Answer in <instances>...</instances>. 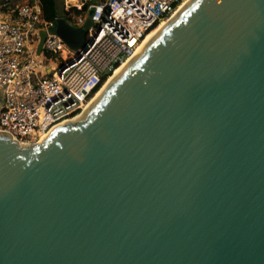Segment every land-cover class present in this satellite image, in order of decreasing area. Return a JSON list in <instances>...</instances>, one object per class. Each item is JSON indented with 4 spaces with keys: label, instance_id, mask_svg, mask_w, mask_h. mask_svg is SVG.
I'll return each mask as SVG.
<instances>
[{
    "label": "water",
    "instance_id": "95a60500",
    "mask_svg": "<svg viewBox=\"0 0 264 264\" xmlns=\"http://www.w3.org/2000/svg\"><path fill=\"white\" fill-rule=\"evenodd\" d=\"M0 264H264V0H192L78 120L0 131Z\"/></svg>",
    "mask_w": 264,
    "mask_h": 264
},
{
    "label": "built area",
    "instance_id": "2783aa9c",
    "mask_svg": "<svg viewBox=\"0 0 264 264\" xmlns=\"http://www.w3.org/2000/svg\"><path fill=\"white\" fill-rule=\"evenodd\" d=\"M6 1L0 0V131L31 144L78 115L104 83L102 78L185 0H59L71 25L82 26L90 18L85 46L78 53L49 32L58 17L45 21L38 0L18 1L4 12ZM43 30L46 36L37 54ZM45 54L62 65L44 73L36 58H49Z\"/></svg>",
    "mask_w": 264,
    "mask_h": 264
},
{
    "label": "trees",
    "instance_id": "16d2710c",
    "mask_svg": "<svg viewBox=\"0 0 264 264\" xmlns=\"http://www.w3.org/2000/svg\"><path fill=\"white\" fill-rule=\"evenodd\" d=\"M18 1L20 0H7L6 4L2 7V11L10 12V9L13 8L14 4ZM38 1L40 3V7L42 11V17L45 21L51 22L55 20L57 17H62L66 20H71L70 16L62 10L61 3L59 0H38ZM93 2H95V0H90L88 4H91ZM46 57H49V56L46 55ZM118 66L119 65H117L116 67ZM110 75L111 73L109 74V76ZM106 80H107V75L104 76L101 81L105 82Z\"/></svg>",
    "mask_w": 264,
    "mask_h": 264
},
{
    "label": "bare ground",
    "instance_id": "6f19581e",
    "mask_svg": "<svg viewBox=\"0 0 264 264\" xmlns=\"http://www.w3.org/2000/svg\"><path fill=\"white\" fill-rule=\"evenodd\" d=\"M192 0H185L180 6H179V8L177 9V11L174 13V14H176L179 10H181L183 7H185L188 3H190ZM173 14V15H174ZM172 15V16H173ZM171 16V17H172ZM168 20V19H167ZM167 20H165V21H162V22H160L154 29H158V28H162V27H164L165 26V22L167 21ZM153 29V30H154ZM153 30H151L146 36H145V38L143 39V41H142V43L139 45V47L138 48H142V47H144L145 46V44H146V42H147V40H148V38L152 35V31ZM137 48V49H138ZM136 51V50H135ZM135 55V52L132 54V55H130L128 58H126L124 61H122L120 64H119V66L118 67H116L114 70H113V72H112V74L108 77V79L103 83V85L102 86H100V88H99V90L93 95V97H92V99L88 102V104L83 108V110L78 114V115H76L75 117H73L72 119H70V120H68V121H65V122H63V123H61V124H64V123H66V122H75L76 120H78V116L80 115V114H83V113H86V111L88 110V108H89V106L92 104V100H93V98H99V95H100V92L115 78V76H116V74H117V72L120 70V68H121V64H130V62H131V58L133 57ZM54 128H56V126H54L52 129H54ZM50 131H48L46 134H44V135H42L41 136V140H43V138H45V136H47V134L49 133ZM14 139H16V138H14ZM40 140V141H41ZM39 141V142H40ZM19 144L20 145H27V143H24V142H20L19 141Z\"/></svg>",
    "mask_w": 264,
    "mask_h": 264
},
{
    "label": "rangeland",
    "instance_id": "374dc122",
    "mask_svg": "<svg viewBox=\"0 0 264 264\" xmlns=\"http://www.w3.org/2000/svg\"><path fill=\"white\" fill-rule=\"evenodd\" d=\"M67 53H68L69 56H71V57L73 56L72 52L67 51ZM36 59H37L38 62H41V65L44 67V73H46L48 69L52 70L53 67L57 68V67H60L62 65V62L60 61L59 58H52V57L45 58L42 55V56L37 57Z\"/></svg>",
    "mask_w": 264,
    "mask_h": 264
},
{
    "label": "crops",
    "instance_id": "0c3cea01",
    "mask_svg": "<svg viewBox=\"0 0 264 264\" xmlns=\"http://www.w3.org/2000/svg\"><path fill=\"white\" fill-rule=\"evenodd\" d=\"M20 2H22V0H20Z\"/></svg>",
    "mask_w": 264,
    "mask_h": 264
}]
</instances>
